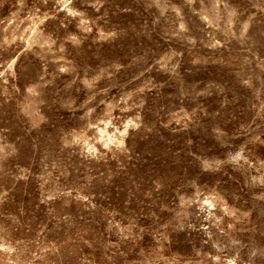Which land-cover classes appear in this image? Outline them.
I'll return each instance as SVG.
<instances>
[{
	"label": "rangeland",
	"instance_id": "374dc122",
	"mask_svg": "<svg viewBox=\"0 0 264 264\" xmlns=\"http://www.w3.org/2000/svg\"><path fill=\"white\" fill-rule=\"evenodd\" d=\"M0 264H264V0H0Z\"/></svg>",
	"mask_w": 264,
	"mask_h": 264
}]
</instances>
